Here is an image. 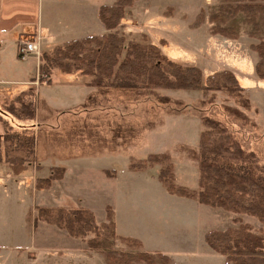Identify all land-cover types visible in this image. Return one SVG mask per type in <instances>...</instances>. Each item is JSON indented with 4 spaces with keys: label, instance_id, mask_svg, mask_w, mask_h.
Instances as JSON below:
<instances>
[{
    "label": "rangeland",
    "instance_id": "rangeland-1",
    "mask_svg": "<svg viewBox=\"0 0 264 264\" xmlns=\"http://www.w3.org/2000/svg\"><path fill=\"white\" fill-rule=\"evenodd\" d=\"M81 1L86 23L98 34L103 27L99 9L119 0ZM59 4L62 0H41L40 18H56ZM220 6L221 0H137L126 11L122 32L117 33L125 37L126 44L154 45L169 61L197 67L202 71L205 86L210 76L235 71L240 74L239 78L233 73L245 91L112 92L96 96L92 104V100L88 102V108L97 112L81 120L67 117L59 128L45 126L46 120L54 117L42 100L36 99L41 127L32 134L33 157L23 147L15 153L10 151V144L25 140L24 135H7L2 142L0 157L23 156L31 165L16 177L23 178L21 181L9 178L10 168L0 165V264H109L105 252L89 246L96 235L72 238L39 217L40 209L46 208L86 209L94 214L100 227L108 224L107 215L113 214L116 234L139 239L143 245L140 249L132 248L114 240L113 263L125 260L128 253L140 256L146 252L155 257L157 264L161 263L157 255L168 257L171 264H226L225 257L207 246V233L249 225L254 233L264 235L263 224L254 217L231 214L169 194L158 179L165 165L137 172L129 169L132 162L150 155L169 156L176 185L198 191L200 138L207 130L203 118L221 123L245 155L253 156L256 165L264 169V79L255 73L258 54L251 49L259 41L250 38L241 16L227 25L238 32V38L213 34L210 17ZM11 48L9 62L14 69L36 63L30 59L20 61L15 56L14 44ZM57 48L42 51L36 88L50 79L41 71V56H53ZM3 85L0 89L10 91L11 96L0 97L1 107L28 88ZM3 132L0 125V133ZM97 159L100 162L92 163ZM75 160L81 162L80 166L73 165ZM40 165H46L50 172L49 168L54 166L67 170L70 167L69 180L60 185L62 179L52 183L48 190H38L39 180L26 178L41 170ZM105 166L117 170L116 181H108L107 173L102 175L100 169ZM54 184L55 189L46 192ZM116 217L125 236L118 231Z\"/></svg>",
    "mask_w": 264,
    "mask_h": 264
},
{
    "label": "trees",
    "instance_id": "trees-1",
    "mask_svg": "<svg viewBox=\"0 0 264 264\" xmlns=\"http://www.w3.org/2000/svg\"><path fill=\"white\" fill-rule=\"evenodd\" d=\"M137 0H119L113 6H102L98 17L106 31L103 37H88L58 47L53 56H41L43 71L47 77L54 73L74 75L90 79V85L100 96L112 92H154L157 90L211 92L245 91L231 72L216 73L203 84V74L197 67H183L169 61L154 45L126 44L124 36L115 30L125 19L126 11ZM243 17L249 28L250 38L259 44L251 49L258 54L256 75L264 79V0H221L216 14L210 17L212 32L230 39L238 38V32L227 25ZM51 82H47L50 84ZM94 97L90 100L92 104ZM36 121V92L33 90L15 96L0 106V152L7 135L18 139L10 144L11 152L23 147L33 157V128ZM206 131L201 134L199 147L198 191H191L176 185L174 168L169 156L150 155L146 159L130 164V171L137 172L165 165L159 171V182L171 195L190 199L213 209H221L235 215H249L264 226V169H260L253 156H246L243 149L226 128L210 118H203ZM5 143V142H3ZM7 144V143H6ZM9 150V149H8ZM14 152V153H15ZM16 155V154H14ZM1 156V154H0ZM29 159L23 156L0 157V165H6L14 175L26 171ZM67 172L65 167H54L47 179L39 180L38 190H48L52 183H58ZM39 217L50 225L66 231L75 239L90 234L96 239L89 242L95 250L105 252L109 264L140 263L157 264L155 257L146 252L140 256L128 253L125 260L116 261L112 253L113 241L119 240L129 247L143 248L140 241L119 237L116 234L114 215L108 214V224L98 226L94 214L83 208L40 209ZM205 242L215 253L226 258V264H264V235L253 232L249 225L224 232L212 231L206 234ZM144 250V249H143ZM160 264H171V260L157 255Z\"/></svg>",
    "mask_w": 264,
    "mask_h": 264
},
{
    "label": "crops",
    "instance_id": "crops-1",
    "mask_svg": "<svg viewBox=\"0 0 264 264\" xmlns=\"http://www.w3.org/2000/svg\"><path fill=\"white\" fill-rule=\"evenodd\" d=\"M49 1L52 3L55 0ZM40 3L41 0H0V83L1 85L4 84L5 86L12 85L28 87L19 94L30 90L35 91L36 99L38 98V101L42 100L45 107L49 110L50 116L54 117L52 119L48 118L46 120L47 124L45 126L49 128L51 125H54L55 127L58 126L59 128L61 127V121L67 117L81 120L82 118L89 117V115L93 112H97V109H89V106L87 105L90 99L100 96L97 89L90 85L89 78L74 75H64L58 72L51 75L49 79L51 82L50 84H41L36 88L40 61L36 58H32L30 61H35V64H27L26 66H21L18 69H14V65L11 66L9 62L12 55L11 45L14 44L15 56L18 58L19 39L21 37L34 34L36 31H38V29H42L44 35V42L42 44L43 52L48 51L49 49L63 47L70 42L80 41L88 37L97 35H99L97 37H103L109 32L106 31L102 23L101 24L103 27L100 26L98 34H95L94 30L90 29V25L86 23L82 13L81 0H62V5L59 4L60 10L56 18H49V16L40 18ZM123 26L124 25L122 24L120 29L116 32H122L121 28ZM13 39H15V43H13ZM18 63H20V61H18ZM233 73L240 78L239 73H236L235 71H233ZM10 96V91L6 90L5 88L0 89V97L6 99V97ZM104 113L107 114L108 112L105 111ZM40 127L41 125L38 119V109H36V121L34 123L33 131ZM98 162L100 161L97 159L93 160L92 163ZM80 164L81 162H78V160L73 162L74 166H80ZM27 165L29 166V164ZM27 165L26 170L29 168ZM44 166L46 165H40L41 170L37 172L36 170L33 172L31 171L32 175L26 179H31L32 181L34 180V182H36L35 180L37 179H47L51 172L50 170L47 171ZM70 170L71 168L68 167L63 181L59 183L60 185H63V183H66L67 180H69ZM100 172L102 175H104V173L106 175L107 173L108 176L105 178L108 181H116L118 179L117 170H115L113 167L105 166L104 168L100 169ZM113 172L115 174H113ZM7 176L20 181L23 179L16 178L18 176L14 175L10 169L7 171ZM53 186L54 187H52L51 190L46 192L53 191L56 187V184ZM186 200L193 201L190 199ZM116 224L119 231L120 229L117 217ZM120 234L125 236L122 232Z\"/></svg>",
    "mask_w": 264,
    "mask_h": 264
},
{
    "label": "built area",
    "instance_id": "built-area-1",
    "mask_svg": "<svg viewBox=\"0 0 264 264\" xmlns=\"http://www.w3.org/2000/svg\"><path fill=\"white\" fill-rule=\"evenodd\" d=\"M44 42V35L42 29H38L34 34L21 37L18 41V58L20 61H28L36 58L39 60L42 53V44ZM40 76L38 75L37 83ZM36 83V84H37ZM1 85V83H0Z\"/></svg>",
    "mask_w": 264,
    "mask_h": 264
}]
</instances>
